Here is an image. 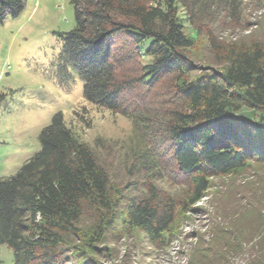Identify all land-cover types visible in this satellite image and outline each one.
<instances>
[{
  "label": "trees",
  "instance_id": "1",
  "mask_svg": "<svg viewBox=\"0 0 264 264\" xmlns=\"http://www.w3.org/2000/svg\"><path fill=\"white\" fill-rule=\"evenodd\" d=\"M24 4L0 0V24ZM240 4L72 1L75 25L65 33L59 61L78 74L87 103L130 120L126 172L136 181L114 190L98 157L56 113L38 135L40 150L0 178V245L11 251L12 264H101L96 248L115 232L138 231L150 246H163L179 214L216 188L212 180L245 172L251 185L231 214L215 203L207 239L195 237L192 264H264V34L233 42L206 35L217 70L196 71L184 31V20L196 28L222 18L236 22ZM141 54L151 63L129 66ZM168 78L170 106L145 107L140 92ZM243 110L260 114V121L237 117ZM168 175L187 187V201L158 186Z\"/></svg>",
  "mask_w": 264,
  "mask_h": 264
},
{
  "label": "rangeland",
  "instance_id": "2",
  "mask_svg": "<svg viewBox=\"0 0 264 264\" xmlns=\"http://www.w3.org/2000/svg\"><path fill=\"white\" fill-rule=\"evenodd\" d=\"M72 1L25 0L17 17H7L0 24V178L15 174L40 150V131L50 124L56 113H61L72 135L88 146L103 164L111 187L123 192L129 187L128 183L136 181L126 172L130 162L127 153L132 147V124L121 114L87 103L82 98L83 83L78 74L71 68H62L59 61L65 33L75 25ZM184 31L193 41L187 57L196 71L217 70L206 35L213 34L221 41L230 42L247 36L260 38L264 34V0H241L236 22L222 18L213 25L196 28L184 20ZM150 63L151 58L141 54L129 66L137 68ZM172 83L173 79L168 78L150 93L138 91L142 104L151 108L170 106L165 99L171 94ZM236 116L250 118L255 123L260 121V114L246 110ZM163 155L161 150L162 162ZM174 177L168 175L158 186L167 194L187 201V187ZM250 177L251 173L245 172L230 181L212 180L216 188L208 190L199 202L179 214L163 246H150L138 231L115 232L97 246L96 259L101 264H192L195 237L205 235L207 239L213 206L220 204L231 214L234 202L241 199V192L251 185ZM221 183L225 187H220ZM219 191L224 193L222 199L216 196ZM86 222L84 216L81 225ZM12 263L11 251L0 245V264Z\"/></svg>",
  "mask_w": 264,
  "mask_h": 264
}]
</instances>
